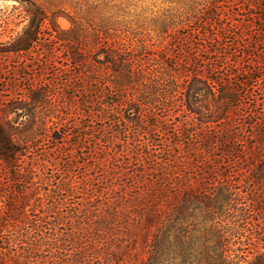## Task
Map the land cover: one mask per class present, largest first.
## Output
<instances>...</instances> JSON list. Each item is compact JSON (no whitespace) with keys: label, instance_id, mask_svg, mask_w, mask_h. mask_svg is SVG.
<instances>
[{"label":"trees","instance_id":"obj_1","mask_svg":"<svg viewBox=\"0 0 264 264\" xmlns=\"http://www.w3.org/2000/svg\"><path fill=\"white\" fill-rule=\"evenodd\" d=\"M15 1L28 5L27 24L0 42V57L27 56L48 19ZM56 17L65 65L78 70L58 77L66 73L64 99L78 115L58 98L47 126L49 92L33 85L0 104V264H235L234 219L257 200L243 202L229 167L248 164L264 181L262 123L237 117L261 89L262 63L227 55L224 24H187L156 50L95 33L90 53L76 23L58 30ZM200 34L201 44L190 41ZM43 141L52 152L39 162ZM102 144L109 159L99 158ZM81 162L102 173L78 177Z\"/></svg>","mask_w":264,"mask_h":264},{"label":"rangeland","instance_id":"obj_2","mask_svg":"<svg viewBox=\"0 0 264 264\" xmlns=\"http://www.w3.org/2000/svg\"><path fill=\"white\" fill-rule=\"evenodd\" d=\"M45 10L48 19L41 27V41L27 56L9 55L0 57V104L16 97L21 90L34 87L44 88L48 93L47 104L41 106L40 113L46 116L47 126L55 121L58 110V98L61 105L73 117L78 115L75 106L64 99L61 87L66 73L60 74L59 68L69 70L68 75L78 70L66 66L65 47L57 41V29L51 22L55 18L58 30H69L76 23L86 41V50L91 53L93 34H101V42L126 44L130 47L146 46L157 49L166 43L162 38L176 32L181 37L187 33V24L210 23L216 29L221 24L229 27L226 36L227 55L241 60L244 54H251L252 62L262 63V80L252 95L247 96L245 104L237 113L238 121L243 127L249 122L262 123L264 128V0H31ZM214 6L219 8L216 10ZM28 5L15 0H0V42H10L27 24ZM220 15V20L216 15ZM202 24V26H204ZM206 27V26H205ZM76 29V28H75ZM109 34V35H107ZM110 36V37H109ZM109 38V39H108ZM203 35L190 39L194 44H201ZM160 44V45H159ZM85 48V47H84ZM234 54V55H233ZM207 56V55H205ZM72 74V73H71ZM259 75V74H258ZM67 90L66 93H70ZM262 114V115H261ZM90 141L84 142L83 150L76 151L87 154L91 147ZM51 144L43 141L41 147L34 150L39 162L52 152ZM113 147V146H111ZM107 144H102L99 158L111 157ZM248 164H231L229 169L235 174L237 192H244L243 202L247 205L256 199L252 212L245 218L234 220L233 227L237 230L232 239L231 259L235 264H264V181L257 170L249 171ZM242 168H247L246 173ZM253 166L250 167V170ZM101 170L93 171L81 162L76 170L78 177L85 174L100 175ZM259 182L253 184V176ZM259 176V177H258ZM77 181L80 179L77 178Z\"/></svg>","mask_w":264,"mask_h":264}]
</instances>
